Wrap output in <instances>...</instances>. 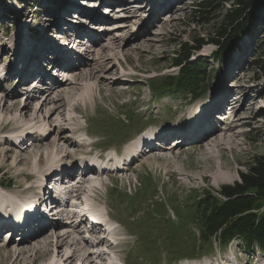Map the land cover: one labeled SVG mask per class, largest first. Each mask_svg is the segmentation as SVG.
<instances>
[{
  "label": "rangeland",
  "instance_id": "374dc122",
  "mask_svg": "<svg viewBox=\"0 0 264 264\" xmlns=\"http://www.w3.org/2000/svg\"><path fill=\"white\" fill-rule=\"evenodd\" d=\"M70 1L13 0L11 1V6L7 2L2 4L0 1V23L3 26V28L0 26V78L10 70L19 56V59L25 62L21 64L23 67L17 74L22 73L23 76H20L21 78L24 77L25 81L29 79L30 76H27L28 71H26V66L28 69L34 63L40 64L34 58H39L41 61L44 60L43 55H46V51H49L50 47L45 45V43L52 41L50 36L54 34L57 28L56 25L60 21H63L62 17L66 14L74 15L76 12L82 11L83 13L79 12L80 15L96 16L100 20L98 24H95L91 20H86L83 23L77 21L75 26H70L75 32L78 29L83 30V36H86L88 41L85 46L86 48L82 47V51L84 50V52L80 55L81 59L77 58V65L79 62H90L93 55L92 53L89 54V49L99 51V48L101 49L103 45L108 43L109 39L119 38L120 40L115 49V57L104 60L102 70L97 72V80H83V82H80V86H77L81 90L79 88L76 94L63 97V103L67 102V104L65 103L63 109H60L61 115L57 116L55 112L53 117H51L55 118L57 116L56 119L63 124L62 128L58 129V131H56V127L54 128L55 133L63 131V134H68L71 141L77 144L74 140V135H72L75 131L74 129L71 131L70 127H78L89 136V142H99L101 147L95 151L97 153L103 148L120 146L121 142L126 140V137L135 136L140 131V128L146 124L158 126L167 121L181 118L188 119V115L191 112L197 111L201 103L212 98V95L216 93L215 91L219 93L221 88H226L227 94L233 95L232 97H235L237 94L238 98L245 93L247 94V98L242 102V109L237 114L233 112V115L228 117L225 123H221V120L217 119V122L219 121L217 128H226L232 126L235 123L234 121L242 120L241 124H239L241 126L233 129V132L238 135L236 141L242 145L237 148L235 153L227 149L222 151L224 157L220 160L215 156L218 154L215 149V154H213L216 160L212 158L206 160L205 156L203 159V151L199 148H192L191 144L193 141L190 140V146L186 145L180 147L178 150L174 149V151H157L149 156L143 155L137 162L122 169L120 172H103L100 174L102 177L97 180L94 177L96 182H101L99 189L94 188L91 182L84 185L82 187L84 190L86 189L94 194L91 197L87 193L83 196V199L85 203L89 204L94 210L96 209L100 214L105 210L109 212V215L116 222L120 223L112 226L114 235L109 236V238L114 237L113 239H116L115 234H122L121 238L116 239L118 246L114 249V254L112 253L111 245L108 248L105 242H96L97 245H94L89 242L86 243L83 241V238H78L79 233L76 229H73L72 223L65 218L59 217L54 222L61 220L62 224L57 229H64H60L56 233H52L50 229L47 233H43L44 235H50L49 239L53 244H51V249L49 248L50 255L41 259L39 264H83L82 256L84 254H89V259H94L96 262L102 264H112V262L118 261L129 264H171V261L175 259L172 252L177 255L185 254L187 255L186 257L206 255L205 258H207L214 256L221 247L217 246L218 242L214 241L213 238L209 240L211 242L210 245L209 242L207 244V242L205 243L199 239V229L190 222L188 208L193 206L194 201L198 202V200L203 198L206 192L216 195L222 186H231L234 183H238L240 181L239 174L245 173L251 159L264 153V75L254 68V63L258 59L264 60V3L258 0L254 1L252 6L253 15L248 20L243 36L237 40L234 46L229 47L224 58L213 59L211 54L218 47L209 40L217 38L216 35L219 32L218 28L220 27L221 17L225 14L226 10L232 7V0H226V2L224 0H217L214 2L212 14L207 20L208 23H202L200 20L194 22L191 19V12L200 0H183V2H180L182 3V9L170 18L168 15L164 16L161 13L165 6L162 9L155 10L157 13H153V11L149 13L146 10L140 13L143 10L142 0H138V5L134 6L135 8L130 5L131 0H110V2H107L108 0H97V3H94L95 8H92V6L88 8L84 7L81 3L85 2L84 0H78L79 4H76L77 0H73L70 4H67ZM162 2L163 0L150 1L155 6H160L159 4ZM13 4L16 8L12 9ZM33 4L37 7H35L36 9L33 8ZM172 4L173 2L168 3L169 7L166 6V10L172 7ZM74 5H77L78 9L71 7ZM122 5L129 7L123 11ZM20 6L24 7L20 9L21 12L19 13L17 11H19L18 7ZM30 6H32V9L29 8ZM152 13V20L145 21L147 16ZM102 14L104 16L100 19V15ZM139 15L143 16L138 18ZM22 16L25 18L22 19ZM69 17L74 19L72 16ZM20 21L22 26L18 27ZM118 24L126 25L127 28L115 30L113 27ZM154 24H156V27L152 26ZM142 25H147V28H149V37H146L148 36L146 34L145 38L155 39V48L151 55L144 54V51L140 50L138 40H132V42L130 41L127 44L123 42L129 35L137 37L139 34H142ZM160 26L163 27L161 31ZM160 32L161 34H159ZM101 39H103L102 42H100ZM25 42H31L28 44L30 49L27 52V44L24 45ZM195 43H198L199 49L189 51L190 53L187 52L186 54L189 53L187 60L183 61L181 65L187 67L190 64H202L200 72L205 74L204 81L194 90L197 94L201 93V96L192 104H189L188 98L185 99L179 95L152 99L149 85L159 82L168 75H174L178 69L177 66H174L175 58L183 54L186 47L187 51ZM42 50H44L43 53L41 52ZM71 65L75 66L72 63ZM78 68L80 70L85 69V67ZM5 77L9 78L6 74ZM101 80H106L107 84L104 85L102 91H98L95 82H101ZM53 81L58 85L64 84L60 77L52 80V83ZM13 82L15 83V80L11 83H0V95H5V90L8 91L14 84ZM12 89L10 94L7 92L10 97L12 96L11 98L9 96L7 98L11 100L10 102L8 100V105L11 102H16L18 107L29 104L28 107H30L31 114L33 112L32 109L36 111L41 106L43 100L39 98L42 97L44 99L47 96L45 92H41L37 96L39 98L25 103L26 98L23 94L15 89V86ZM87 92L91 93L89 98L86 97ZM77 95L80 96L78 97ZM80 97L82 98L80 99ZM251 99L255 100L251 102ZM68 100L70 101L68 102ZM77 105L78 108L75 109L74 107ZM175 108H180L182 110L181 113L179 111L174 113ZM49 109L48 104L42 106L37 116L39 121L36 120L37 124L32 123L35 124L33 128L29 124L15 129H13L12 125H8L6 131H0V137L4 133L8 134L12 131L30 130L31 132L28 134H34V131L41 133L47 131L49 128H53L54 126H51L53 124L50 125L42 119V117L44 118L47 115ZM6 117L8 118L9 115L4 114V116H0V129H3L7 124L2 122L3 118L7 119ZM126 117L132 120L135 119L137 122L135 124L130 122L123 124L121 118ZM243 117L244 119H242ZM84 121L85 123L87 122L86 128L83 124ZM63 134L61 133V135ZM28 138L24 140L28 141ZM0 139L2 140L0 141V144L2 143L0 145V182H5L4 185L9 186L12 184L10 192L14 193L13 195L15 196L27 195L31 191L23 192V190L27 189V186L32 187L30 185H34L35 180L26 181L27 179L25 180L23 177L19 178L18 174L25 170L29 161L34 162L36 160L35 156L41 154L42 151L45 153L46 150L42 147L32 148L31 143H33V140H30V138V144L24 145L21 150H15L10 146V143L6 144L5 142V145L4 138ZM75 144L69 147L70 152L75 153V155H71L72 157L64 158L63 154L50 158L44 156L45 168L54 167L61 157L64 158L61 162L71 168L75 160L76 167V160L79 159L77 155L83 149L80 147L83 145ZM24 147L28 148L24 149ZM9 150L11 151L8 152ZM114 150L116 151V149ZM5 151L12 159L18 161L23 158L25 160L20 165L12 167V163H10L11 159H2L1 154L5 153ZM84 151H88L86 147H84ZM198 163L200 164L198 165ZM221 163L225 164L227 169L220 171L218 166ZM30 164L32 165L33 163ZM203 167L206 171H209L204 172ZM71 168L69 169L71 170ZM70 170L66 171L67 174L73 175L75 173L74 170L69 172ZM195 171H198V173ZM55 176H59V173ZM73 178V176L65 177L55 181V183L57 185L63 180L60 185V189L62 190L66 185L75 184V180H72ZM220 178H222V181L219 180ZM103 180H105V183H103ZM25 185L27 186L25 187ZM20 186L21 188L19 189ZM81 193H84V191ZM137 194L139 196L136 199V203L131 206L130 198ZM0 197L8 199L7 196L2 194H0ZM24 199L26 200V197ZM76 203H78V200ZM135 211H138V213H135ZM181 222L184 224L183 228H177L176 230V227ZM69 226L72 229L69 230ZM69 231L72 233L68 238L69 243L54 249L55 237ZM131 234L133 238L130 236ZM143 235L146 236V240H144L145 237ZM34 239L22 241L20 244H16V241L8 245L0 243V264H12L13 254L11 251L29 247V244L32 246L38 243ZM211 245L213 246L210 247ZM39 246L41 247L42 245L36 244L34 247L38 249L40 248ZM173 247L181 248L180 252H177ZM82 248L83 252H78L79 254L72 261L68 259L74 250L78 251ZM233 248L234 244L229 249H226L223 256H227ZM107 249L110 254L106 253ZM150 249L152 252L148 251ZM90 261L92 260H88L87 262Z\"/></svg>",
  "mask_w": 264,
  "mask_h": 264
},
{
  "label": "bare ground",
  "instance_id": "6f19581e",
  "mask_svg": "<svg viewBox=\"0 0 264 264\" xmlns=\"http://www.w3.org/2000/svg\"><path fill=\"white\" fill-rule=\"evenodd\" d=\"M71 1H73V0H71ZM71 1L67 2V4H70ZM88 1H89L88 4L90 6H92V8L96 7L94 3H97V0H88ZM107 2H110V0H108ZM171 2H173V0H170V2H169V0H163V2L161 4H159L160 6H155V4L148 2L149 4L144 5V8H145L146 12L149 11V8H150L149 13L151 11H153V13L154 12L157 13L155 10H157L159 8L162 9L164 6L166 7V5L168 3H171ZM76 4H79L78 0L76 1ZM71 7H75L76 9H78L77 5L76 6L74 5V6H71ZM128 7L129 6H123L122 10L124 11ZM74 12H76V11H74ZM79 12H82V11H79ZM79 12H76L74 15L81 16L80 23L81 22L83 23L86 20H91L92 22H95V24H98L100 22V20H98L96 18V16L89 17V16H86L85 14L80 15ZM153 13L151 15L147 16V20L148 21L152 20ZM83 16H85V17H83ZM152 26L156 27V24H154ZM113 28H115V30H117L119 28H127V27H126V25L118 24L117 26H115ZM141 28H142V32H143L142 34H139L137 37H133L132 35H129L127 37V39H125V41H123V42H124V44H127L130 41L132 42V40H138V45H140V50L144 51V54H150L151 55V53H153L154 48H155L154 47L155 46V43H154L155 39L145 38L146 34H148V36H146V37H149V33H148L149 32L148 31L149 28H147V25H142ZM48 30H50V29H48ZM161 30H163L162 26H160V31ZM50 31H52V30H50ZM75 33L78 36V38L76 37V40L78 41V45H80L81 47H84V43L83 42H84L85 38H82V36L84 35V31L81 30V29H78L77 32H75ZM159 34H161V32ZM67 37H70V36H67ZM42 39H43V37H42ZM102 41H103V39L100 40V42H102ZM119 42H120L119 38H112V39H109L108 43L103 45V47L101 49L99 48V51H94V50L89 49V51H88L89 54L92 53V55H93V58L90 60V62L89 61H85V59H83L85 61V63H80L79 62V64L77 66L76 65L75 66L74 65L70 66L71 63L67 64L66 69L64 71V72L67 73V75L65 74L66 77L63 80L64 84L58 85V84L55 83V81H53V83H52V79H50V84H49L50 86H48L47 90L38 91V94L35 97L28 98L29 96H27V98L25 99V103H27V101L28 102L32 101V99L35 100L36 98H39L37 96L39 94H41V92L42 93L45 92V94L47 95V96L44 97V99L42 97L39 98L40 100H43L42 103H41V106L38 109H36V111L34 109H32V111H33L32 114L30 113L31 112V110L29 109L30 107H28L29 104H24L22 107H18L17 106L18 104L16 102H11V104L8 105V100L9 99H7V98L9 96V94L11 93L10 91L14 90V89H12V87L15 86V89H18L15 84L12 83L13 85L11 84L12 86L9 88V90L8 91L5 90L6 91V93H4L5 95H3V94L0 95V116L1 115L4 116V114L9 115V117H8L9 119L6 117L8 120L7 119L5 120V118L2 119V122H5L7 124L5 125V127L3 129H0L1 132L6 131L8 125H12L13 129H15V128H18V127H23L22 125H24V127H25V124H29L33 128L35 126V124H32V123L33 122L36 123V120L39 121V118H37V116H38V113L41 111L42 106L45 105V104H48L49 107H50L49 111L47 112V115L44 116V118L42 117V119L44 120V122H47L50 125L53 124L51 126H54V127L53 128H49L47 131L41 132V133L37 132V131H34V134L33 133H30L31 135L30 134H25L24 138L22 137L23 141L27 137H29L30 140L31 139L33 140V143H31L32 148L33 147L34 148L35 147H42L44 150H46V152L44 153V151H42L41 154H39L38 156H35L36 160L34 162L29 161V164L27 165L25 170H23L22 172H20L18 174L19 178L23 177L25 180L27 179L26 181H29V180L37 178L40 174H42L43 168L46 166L44 164L45 163L44 156L50 158V157L55 156V155L59 156V155L63 154L64 158H69V156H71L73 154L75 155V153H73L72 151L70 152L69 147L74 146L73 144H75V143H73L71 141V139L68 137V134H63V131H61V133L63 135H61V133H59V132L55 133V129H54L56 127V129H57L56 131H58V129L62 128V125H63L56 119L57 116H60L61 113H62V112H60V109H63V107L65 106V103L67 104V102L63 103V97L65 98V96H67V95L71 96L73 94H76L77 90H79V88H80V87L78 88L77 86H80V82H83V80H91V79H92V81L97 80L96 79L97 78V72L102 70V67H103V64H104V60L115 57V49L117 48V44ZM48 43H50V42H48ZM48 43H45V45L49 46ZM138 48H139V46H138ZM49 49H53V45H51L49 47ZM37 50H38V48H37ZM136 51L139 52L138 50H136ZM41 52L43 53L44 50H42ZM82 52H84V50ZM48 54H49L48 51H46V55H43L44 59L47 58ZM77 58L81 59L82 57L78 56ZM34 60L36 62H38V61L40 62L41 61V59H39V58H34ZM23 62H25V61L21 60V64ZM78 67H85V69L84 70H80ZM30 68L31 67L29 66V68L27 69V66H26V71H28L27 76L29 75V73H31L34 76L36 74V71L34 69L29 70ZM41 71L45 72L44 69L43 70L41 69ZM20 75H22V73H18V76H20ZM6 76L9 77V78L5 77V79H4L5 82L4 83H11L12 82L11 81L12 80L11 72L8 71V73H6ZM20 78H21V76H20ZM21 80L23 81L24 77L21 78ZM26 80H28V79H26ZM106 84H107L106 80L105 81L101 80V82H95V86H96V89L98 91H102L104 85H106ZM0 88H1V85H0ZM88 89H90V88H88ZM80 90H81V88H80ZM226 91H227L226 88L225 89L221 88V91H219L220 99H223L224 101H227V102L229 101L227 104L225 102V104H224L226 106L225 108L231 109L232 113L235 112L237 114L238 111H240L242 109L241 105H242V102L247 98V94L244 93V94L240 95V97H238V98H237V96H236L237 94H236L235 95L236 98H235V97H232L233 95L227 94ZM7 92H9V94ZM90 94H91L90 92H87L86 93V97L89 98ZM77 96L79 97L80 95H77ZM11 97L9 96V98H11ZM68 98H69V96H68ZM81 98L82 97H80V99ZM84 98H83V100H84ZM39 99H37V100H39ZM251 100H252L251 102H253L255 99H251ZM10 101L11 100H9V102ZM69 101L70 100H68V102ZM74 108L77 109L78 105L75 106ZM55 112H56L57 116L55 118H51V117H53ZM242 119H244V117ZM43 120H42V122H43ZM219 120H220V118H219ZM241 121L242 120H236V121H234L235 123L232 122L233 123L232 126H229V127L223 128V129L217 128V126H213L211 124H209V126H208V131H204L205 127H202L203 135L201 137H198L195 142L193 141L192 144L191 143L190 144L192 145V148H194V149L195 148L196 149L199 148L201 151H203L202 152L203 159H204V156H205L206 160H209L210 158L214 159V154H215L214 150L216 149L218 154L215 155V156H217L218 159L220 160V159H222L224 157V154H223L222 151L227 149L230 152L235 153L237 148L242 145L241 143L236 141V139H237L236 137L238 136L237 133L233 132V129L235 127L241 126V125H239V124H241ZM49 122H51V123H49ZM2 125H4V124H2ZM176 127H180V126H173V128H176ZM182 136H183V138H180V137L176 138V140H175L176 141V145L173 147V150L174 149L178 150V148L181 147L183 144H189V141L192 140L191 138L187 139L184 132L182 133ZM162 137L164 138L165 135H162ZM29 138H28V140H29ZM5 142H6V144L10 143V142L4 141V144H5ZM11 145H12V143H10V146ZM12 147H13V145H12ZM162 147L163 148H167V146H162ZM162 147H159V148H162ZM25 148H28V147H25ZM117 150L118 149H116V151ZM10 151L11 150H9L8 152H10ZM39 151H38V153H40ZM80 153L83 154V152H81V151H80ZM1 155H2V159L3 160L11 159L10 163H12V167L20 165L25 160L23 158L19 159L18 161L15 160V159H12V158H10V156H8L6 154V151H5V153H2ZM139 157L140 156H138L137 159ZM64 158L61 157L58 161L56 160L57 161L56 163H57L58 166H60V168H62V171L60 173L61 174L63 173V175H67L66 171L69 170L70 167L65 165V163L61 162V160H64ZM214 160H216V159H214ZM30 163H33V164L31 165ZM167 164H168V162H167ZM199 164L200 163H198V165ZM206 164H209V163H206ZM206 164H204V165H206ZM209 165H207V166H209ZM51 167H46V171L47 170L50 171V174H49L50 177L55 175V169H54L55 166L54 167L51 166ZM214 167H212V168H214ZM218 167H219L220 171L227 169L226 165L222 164V163ZM201 168H202V166H201ZM209 169H211V168L209 167ZM71 170H72V168H71ZM204 170H205V168H204ZM103 171L104 170L102 168H100V167H97L96 170H95V168H91V167H87V168H85L83 170L74 169L75 173L73 175H71V176H74L73 179H75V181H76L75 185H74V189H76V191H78L80 193V195H81L82 194L81 192L85 191L82 187L84 185H87L90 182L91 183L93 182L92 186L94 188H97L99 186V184H97L95 182L94 177H96V179H97L100 176L99 172H103ZM207 171H209V170H207ZM207 171L205 170L204 172H207ZM196 173H198V171ZM178 174H179V172H178ZM36 175H38V176H36ZM201 176L204 177V175H202V174H201ZM54 178L55 177H52L50 179L53 180ZM219 180L222 181V178H220ZM219 180H217V181H219ZM61 183H60V185H61ZM20 188H21V186L19 187V189ZM32 190H33V186L32 187H28L27 186V189L25 188L23 190V192L32 191ZM76 191H72V192H76ZM68 193H71V192L68 191ZM13 196H15V195H13ZM11 200L12 199H10V198L6 199V198H1L0 197V208L9 207L10 210L14 209L13 215H20V211L18 209V206L12 204ZM76 200H79V198H76ZM28 202H31V201L29 200ZM76 207H77V205H76ZM76 213H77V210H73L69 214L66 211H64V210H61L58 215L61 216L60 218H65L68 221H72L76 217ZM43 218H44V216H43ZM43 221H45V220L43 219V220H40L39 222H43ZM60 221H57L58 222L57 224L51 225L52 226V229H51L52 233H56L57 231H59V230H57V228H59V225L62 224ZM77 228L78 227L73 226V229L77 230ZM47 230H48V226H41L38 229L37 232H33L32 236H25L24 238H27V239L35 238L34 241L35 242L38 241V243H36V244L37 245H42V246L41 247L39 246L40 248L37 249V248L34 247L36 244H34L32 246H31V244H29L30 245L29 247H26V248H23V249L19 248V249H16L15 251H11L12 254H13L12 264H15V263L16 264H39V261L41 259L49 256L50 255L49 248L51 247V244H53V243L49 239L50 235H48V234L44 235L43 234L45 231L47 232ZM71 235H72V233H70V231H69V232H65V233H63L61 235L56 236L55 237V243H54L55 246L53 245L54 249L55 248H59V247L65 245V244H68L69 243L68 242V240H69L68 238ZM104 240H105V238L101 237V238H98L95 242L101 243V242H104ZM53 251H55V250H53ZM78 252H83V248L78 250V251L74 250L72 252L71 256L68 257V259L70 261H72L77 256V254H79ZM54 253H56V252H54ZM88 260H89V254H84L82 256L83 264H93V261L87 262Z\"/></svg>",
  "mask_w": 264,
  "mask_h": 264
},
{
  "label": "trees",
  "instance_id": "16d2710c",
  "mask_svg": "<svg viewBox=\"0 0 264 264\" xmlns=\"http://www.w3.org/2000/svg\"><path fill=\"white\" fill-rule=\"evenodd\" d=\"M0 1L5 3V0ZM216 1L200 0L191 12V19L194 22L200 20L208 23ZM254 1L256 0H232V7L221 17L217 38L209 40L218 47L212 54L213 59L224 58L229 47L234 46L244 33L248 20L253 15ZM258 1L264 3V0ZM198 43L187 51L186 47V52L175 58L174 65L180 66L176 76H166L149 85L153 93H190L188 90L192 84L204 81L205 74L200 72L202 64L181 66L187 60L189 51L199 49ZM187 52L189 53L186 54ZM254 64V68L264 75V60L258 59ZM239 179L238 183L231 186H222L216 195L206 192L198 202L194 201L193 206L188 209L190 222L198 227L199 239L205 243L213 237L222 245L232 238H238L244 247L251 248L253 244H257L264 248V153L251 159L245 173L239 174ZM182 225L183 222L178 226Z\"/></svg>",
  "mask_w": 264,
  "mask_h": 264
}]
</instances>
